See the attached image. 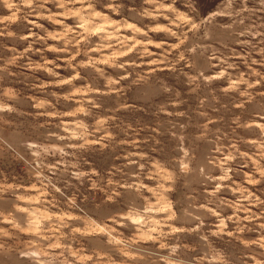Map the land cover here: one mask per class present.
Returning a JSON list of instances; mask_svg holds the SVG:
<instances>
[{"label":"rangeland","instance_id":"obj_1","mask_svg":"<svg viewBox=\"0 0 264 264\" xmlns=\"http://www.w3.org/2000/svg\"><path fill=\"white\" fill-rule=\"evenodd\" d=\"M0 264H264V0H0Z\"/></svg>","mask_w":264,"mask_h":264}]
</instances>
